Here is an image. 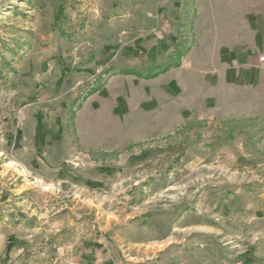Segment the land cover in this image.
Segmentation results:
<instances>
[{
	"label": "rangeland",
	"instance_id": "374dc122",
	"mask_svg": "<svg viewBox=\"0 0 264 264\" xmlns=\"http://www.w3.org/2000/svg\"><path fill=\"white\" fill-rule=\"evenodd\" d=\"M196 3L0 0V264H264L262 124Z\"/></svg>",
	"mask_w": 264,
	"mask_h": 264
},
{
	"label": "crops",
	"instance_id": "0c3cea01",
	"mask_svg": "<svg viewBox=\"0 0 264 264\" xmlns=\"http://www.w3.org/2000/svg\"><path fill=\"white\" fill-rule=\"evenodd\" d=\"M196 8L197 42L188 57L193 60L196 52L201 53L211 69L212 83L213 74L221 72L222 98L227 101L224 105L238 107L243 120L257 118L261 122L259 142L264 147V0H197ZM144 40L134 37L133 42L141 47ZM162 60L146 63L155 65ZM125 73L137 71L127 68L122 71ZM138 73L146 75L142 70Z\"/></svg>",
	"mask_w": 264,
	"mask_h": 264
},
{
	"label": "built area",
	"instance_id": "2783aa9c",
	"mask_svg": "<svg viewBox=\"0 0 264 264\" xmlns=\"http://www.w3.org/2000/svg\"><path fill=\"white\" fill-rule=\"evenodd\" d=\"M261 60L264 62V54L261 55Z\"/></svg>",
	"mask_w": 264,
	"mask_h": 264
}]
</instances>
